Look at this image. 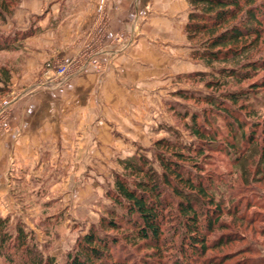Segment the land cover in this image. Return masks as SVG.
Segmentation results:
<instances>
[{"label": "trees", "instance_id": "trees-1", "mask_svg": "<svg viewBox=\"0 0 264 264\" xmlns=\"http://www.w3.org/2000/svg\"><path fill=\"white\" fill-rule=\"evenodd\" d=\"M19 1L0 0V24ZM186 2L190 57L208 69L180 74L208 90L191 94L205 104L187 125L197 143L160 138L151 159H120L111 206L60 264H264V116L257 110L264 106V0ZM30 33H0V51ZM10 77L0 66V93ZM213 152L228 155L232 179L207 172ZM8 222L0 216V264H59L20 222L13 233ZM140 248L147 254L139 256Z\"/></svg>", "mask_w": 264, "mask_h": 264}, {"label": "crops", "instance_id": "crops-1", "mask_svg": "<svg viewBox=\"0 0 264 264\" xmlns=\"http://www.w3.org/2000/svg\"><path fill=\"white\" fill-rule=\"evenodd\" d=\"M187 12L186 0H21L17 29L31 23L39 31L26 37L19 71L11 72L21 91L7 99L10 121L0 124V196L11 193L12 163L24 169L43 157L102 162L105 149H118L119 116L126 114L120 107L154 99L174 74L197 64L189 58ZM94 20L103 23L100 31L91 28ZM80 50L86 56L80 72L51 87L26 86L40 77L45 60L74 59ZM9 209L0 197V210Z\"/></svg>", "mask_w": 264, "mask_h": 264}, {"label": "rangeland", "instance_id": "rangeland-1", "mask_svg": "<svg viewBox=\"0 0 264 264\" xmlns=\"http://www.w3.org/2000/svg\"><path fill=\"white\" fill-rule=\"evenodd\" d=\"M19 3L5 22L0 24V33L11 36L15 34L16 39L20 38L21 31H24L16 27L18 19L15 18V11ZM30 24L28 29L31 33L28 37L33 36L32 32L36 34L39 31L38 27L33 29ZM102 24L100 20H94L91 28L93 31H100ZM26 37L19 41L15 40L14 49L0 51V66H8L10 74H16L19 71V64L24 58L22 44ZM189 47L191 48L190 45ZM191 50L189 51L190 59ZM83 51H78L74 59L70 60H45L40 77L34 80L33 84L26 86L51 87L53 84L49 85L50 81L64 82L65 77L83 69L81 58H86ZM48 62H51V66H47ZM195 63L197 64L193 66L192 71L208 70L200 62L195 61ZM60 65H67V72L57 76ZM188 72L174 74L170 80L168 79L167 86L161 93L153 92L154 99H132L129 100L130 105L134 103L132 106L120 107V110L122 111L123 108L126 113L121 115L122 117L119 116L121 127L116 135L120 138V146L118 149H105L107 153L104 155V161L60 163L57 160L47 162L43 157L39 164L25 165L24 169L12 163L13 169H9L10 174L7 173L11 193L9 195L3 193L4 195L0 196H6L13 208L7 211L0 210L1 217L9 218L8 230L13 233L15 223L20 222L24 230L31 234L32 242H35L44 254L54 256L59 264L63 263L76 239L82 236L90 225L97 224L99 217L111 206L112 202L107 192L113 188L114 174L122 171L120 159L132 155H145L151 159L153 143L160 138L177 140L183 144L197 143L196 137L189 132L187 125L190 124L191 114H200L205 104L191 97V94H205L208 90L198 79H188L180 75ZM46 73L50 74L46 77ZM6 86V91L0 93V124L10 121L6 119L8 112H5L8 105L7 99H15L21 91L16 82H11V77ZM181 92H184L185 96H182ZM121 102H127V100ZM257 110L264 116V106ZM217 124L221 131L227 132L224 121L218 119ZM133 135L140 137L136 139ZM208 158L212 161L206 165L207 172L214 171L216 178L225 176L227 179H232V174L229 172H232V166L227 154L213 152ZM235 175H237L236 172L233 176ZM215 182L220 184V188L225 186L221 181ZM224 219L229 221L230 217L224 216ZM255 237L263 240V237L258 235ZM236 246L237 244L234 245ZM258 248L264 256V247L259 245ZM146 250V248H140L136 252L139 256H143L147 254ZM235 258L237 256L234 257V261Z\"/></svg>", "mask_w": 264, "mask_h": 264}, {"label": "built area", "instance_id": "built-area-1", "mask_svg": "<svg viewBox=\"0 0 264 264\" xmlns=\"http://www.w3.org/2000/svg\"><path fill=\"white\" fill-rule=\"evenodd\" d=\"M47 66H51V62L47 63ZM67 72V65H60V70L56 73L57 76H61L63 74H66ZM55 75V78L57 77Z\"/></svg>", "mask_w": 264, "mask_h": 264}]
</instances>
